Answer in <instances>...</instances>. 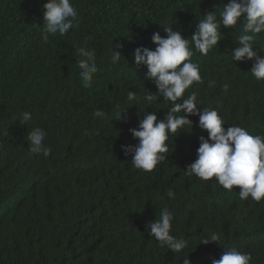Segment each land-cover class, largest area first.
<instances>
[{
  "label": "trees",
  "instance_id": "obj_1",
  "mask_svg": "<svg viewBox=\"0 0 264 264\" xmlns=\"http://www.w3.org/2000/svg\"><path fill=\"white\" fill-rule=\"evenodd\" d=\"M44 2L0 0V264H184L185 256L190 264H211L225 247L264 264V198L242 200L239 186L227 190L215 178L184 174L196 159L198 137L207 135L196 126L198 116L189 117L192 128L169 136L168 157L151 172L133 168L121 151L138 143L129 132L138 115L160 120L170 107L162 97L145 99L159 94L144 78L146 66L137 68L131 56L138 46L154 49L152 33L166 36L169 27L189 38L202 78L183 99L195 92L198 106L215 109L225 129L264 136V80L252 76L251 60H232L243 23L221 25V40L206 56L190 39L207 12L214 10L219 22L228 0H70L79 26L50 34L47 43ZM112 41L123 43L113 49L122 54L115 64ZM80 47L96 52L98 71L88 88L77 64ZM258 47L264 49V32L255 37ZM97 109L103 118L94 116ZM119 110L126 122L116 119ZM25 111L32 116L26 125ZM34 127L46 133L47 157L28 149ZM165 208L174 217L170 234L186 241L181 252L144 231ZM212 233L220 245L203 243Z\"/></svg>",
  "mask_w": 264,
  "mask_h": 264
},
{
  "label": "clouds",
  "instance_id": "obj_2",
  "mask_svg": "<svg viewBox=\"0 0 264 264\" xmlns=\"http://www.w3.org/2000/svg\"><path fill=\"white\" fill-rule=\"evenodd\" d=\"M216 7H214L215 9ZM44 29L42 40L47 43L49 35L59 33L61 36L70 29L79 26L78 12L70 0H45L42 5ZM204 19L196 23L195 31L190 39L195 50L201 55H208L213 47L218 46L221 40V25L225 28L235 26L238 21L243 23L242 33L236 38V47L232 49V60L235 62L252 61L250 68L256 80H264V49L254 50L255 37L264 32V0H228L220 12L217 21L215 11L207 12ZM166 36L153 32L151 41L154 49L145 46L136 47L131 53L137 68L146 66L144 78L151 81L157 89L158 96L148 95L146 100H156L162 97L163 101L170 104L164 113V118L158 120L155 113H144L143 117L137 116L136 127L129 128L133 139L138 143L123 144L121 151L129 157L132 166L145 172H151L157 164L167 159L169 146L166 141L169 136H176L180 131H187L185 126L192 128L193 121L190 116H198L196 126L207 135L198 137L199 146L196 149V159L185 165L184 174L189 178L195 176L200 180L215 178L224 189L233 190L239 186V197L242 200L251 197L259 202L264 198V136L252 135L239 126L222 127L224 121L215 109L198 106L196 93L193 92L183 99L185 90L194 82H201L199 65L191 61L193 51L189 48V38L174 31L172 27L164 28ZM123 43L116 41L113 45L111 62L118 63ZM77 55L83 57L77 61L80 69L82 86L91 87L93 75L98 68L95 62V50L84 47L77 49ZM214 81H209V87L214 86ZM229 84L223 85L227 92ZM136 99L135 92L129 91L128 100ZM134 105V104H133ZM182 113V115H178ZM104 112L97 109L94 116L103 118ZM21 123L26 125L32 119L29 112L25 111L20 117ZM116 119L127 121V117L117 113ZM46 133L40 127H34L27 133L28 149L34 154H51V149L43 143ZM170 198L174 197L172 191L168 192ZM173 214L165 208L159 216L145 225L144 231L154 238L162 247L166 246L172 252H181L186 241L178 240L170 234ZM215 242L220 245V236L212 233L203 243ZM219 259L213 258L211 264H250L251 256L236 248H226ZM184 264H190L185 256Z\"/></svg>",
  "mask_w": 264,
  "mask_h": 264
}]
</instances>
